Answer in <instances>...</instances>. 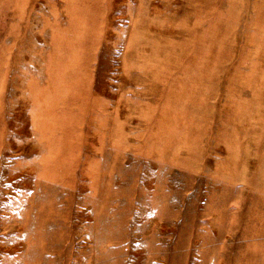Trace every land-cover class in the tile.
Segmentation results:
<instances>
[{"label":"rangeland","instance_id":"1","mask_svg":"<svg viewBox=\"0 0 264 264\" xmlns=\"http://www.w3.org/2000/svg\"><path fill=\"white\" fill-rule=\"evenodd\" d=\"M0 264H264V0H0Z\"/></svg>","mask_w":264,"mask_h":264}]
</instances>
